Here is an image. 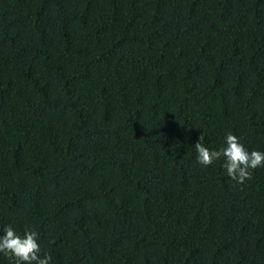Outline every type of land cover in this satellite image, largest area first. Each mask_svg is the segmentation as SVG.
<instances>
[{"label":"trees","instance_id":"1","mask_svg":"<svg viewBox=\"0 0 264 264\" xmlns=\"http://www.w3.org/2000/svg\"><path fill=\"white\" fill-rule=\"evenodd\" d=\"M229 132L264 152V0H0V236L50 264H264V167L197 161Z\"/></svg>","mask_w":264,"mask_h":264},{"label":"clouds","instance_id":"2","mask_svg":"<svg viewBox=\"0 0 264 264\" xmlns=\"http://www.w3.org/2000/svg\"><path fill=\"white\" fill-rule=\"evenodd\" d=\"M195 143L197 161L199 164L209 166L221 157L224 158L223 167L227 176L236 183L243 185L252 179L254 169L264 167V152L253 150L249 152L237 136L229 132L226 135V147L220 150H209L200 141ZM4 235L0 236V253L13 260V264H50L52 257H41V247L37 242V233L26 226L21 236L11 227L7 226Z\"/></svg>","mask_w":264,"mask_h":264}]
</instances>
